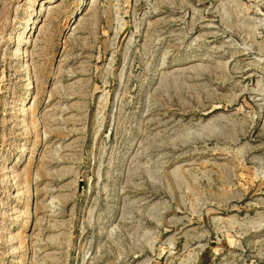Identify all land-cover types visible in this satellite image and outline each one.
<instances>
[{
  "label": "rangeland",
  "instance_id": "rangeland-1",
  "mask_svg": "<svg viewBox=\"0 0 264 264\" xmlns=\"http://www.w3.org/2000/svg\"><path fill=\"white\" fill-rule=\"evenodd\" d=\"M92 1L0 0V264H264V0Z\"/></svg>",
  "mask_w": 264,
  "mask_h": 264
},
{
  "label": "bare ground",
  "instance_id": "bare-ground-1",
  "mask_svg": "<svg viewBox=\"0 0 264 264\" xmlns=\"http://www.w3.org/2000/svg\"><path fill=\"white\" fill-rule=\"evenodd\" d=\"M93 3H94V0L91 2V5H93ZM48 7H50L49 10H48L49 12H51V11L55 8V7L52 8V7H51V4L48 5ZM56 7H57V6H56ZM46 9H47V8H46ZM55 9H56V8H55ZM44 13H45V11H44ZM42 30H43V27H41V31H42Z\"/></svg>",
  "mask_w": 264,
  "mask_h": 264
}]
</instances>
